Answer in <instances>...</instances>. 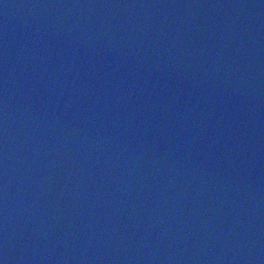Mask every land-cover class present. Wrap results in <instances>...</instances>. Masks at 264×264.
I'll list each match as a JSON object with an SVG mask.
<instances>
[{"label": "water", "instance_id": "water-1", "mask_svg": "<svg viewBox=\"0 0 264 264\" xmlns=\"http://www.w3.org/2000/svg\"><path fill=\"white\" fill-rule=\"evenodd\" d=\"M0 264H174L149 0H0Z\"/></svg>", "mask_w": 264, "mask_h": 264}]
</instances>
